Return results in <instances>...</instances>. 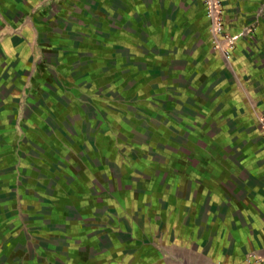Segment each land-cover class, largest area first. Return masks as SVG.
Returning a JSON list of instances; mask_svg holds the SVG:
<instances>
[{"label": "crops", "instance_id": "0c3cea01", "mask_svg": "<svg viewBox=\"0 0 264 264\" xmlns=\"http://www.w3.org/2000/svg\"><path fill=\"white\" fill-rule=\"evenodd\" d=\"M31 1L0 0V173L29 184L19 198L0 181V264L264 260V0L223 1L227 35L256 31L230 58L203 0H103L105 34L76 55ZM102 208L118 222L100 245L76 217Z\"/></svg>", "mask_w": 264, "mask_h": 264}, {"label": "rangeland", "instance_id": "374dc122", "mask_svg": "<svg viewBox=\"0 0 264 264\" xmlns=\"http://www.w3.org/2000/svg\"><path fill=\"white\" fill-rule=\"evenodd\" d=\"M14 1L16 3L18 0H14ZM19 1H23V0H19ZM133 1L137 2L136 0H133ZM40 2L42 4H46L47 5L46 6L47 10L44 9V11H41V13L45 15L44 18H48L49 16L52 18V19H47V22H46L47 25L49 23V24H51V28H53V27L56 28L58 24L59 25L61 24L60 23L61 21L65 22L64 24L66 25V28H65L64 31L67 30V32L69 34L68 35L69 42L70 41L72 42V43L70 42L71 43L70 47L72 48L71 50H73V54L74 55L84 53V51L87 50L86 44H87V42H89V40H94L95 39V42H100L101 37H103V35L105 34V32L102 31L103 30L104 17L101 15L102 10L104 9L103 0H39L38 2L37 1H31V3L29 4L30 5L29 9L35 10L37 12V10L39 9L37 4L40 3ZM21 3H23V2H21ZM19 5L21 6L22 4L19 3ZM118 15L121 16L120 13H118ZM18 17H20V15L19 16L12 15L11 19H10V16H7L8 20L13 22V23H16L18 21ZM223 19H224V8H223ZM124 25L125 24H123V28H124ZM16 30H17V28H13L11 30V32L12 31H16ZM121 30H122V28L120 26H116L115 29H113V31L116 34L115 38L118 41H120V39L118 37H119V34L121 33ZM255 35H256V31H255L254 27H248V29H245V30L241 31L239 34H237L235 36H229L226 33H224V36L227 39V44H225L224 47H226L227 50H228L227 52H229V55H227V58H230V53L233 52L234 47L236 46V42H238L242 38H255ZM234 37H237V39H235L234 41H232V43H230L229 40L234 38ZM229 43H230V46L228 47ZM60 45L61 44L59 43V44H56V46H55L56 48L53 47V46H50V47H47V49L51 48V49H54V50H58L60 48L62 50H66L67 51V48L65 47V44H64V46H60ZM117 46L118 47H116V51H117L118 54H122V53L124 54L126 52V51H122V49H121V47L119 45H117ZM47 54H46V56H47L48 59H52L53 61H55V59H56L55 57H53L52 55H49V54L47 55ZM57 74L60 75L59 72L58 73L56 72V74H55L56 77H57ZM52 76H53V73H52ZM52 80H54L53 77H52ZM153 86L154 87H152V88H156L157 87V85H153ZM109 98H112L116 102H117V99H120L118 97V94H114V93H111V92L109 93ZM151 98H154L153 104L155 106H157V105L159 106V104H161V103L158 102V100L155 98V96H153ZM145 99H147V98H143V101H145ZM132 102L133 101H130V103H132ZM94 104L96 105V103H94ZM124 105H127V104H124ZM121 106H122V104H121ZM129 107H132V106H129ZM81 108L84 110L83 107H81ZM71 110H73L72 114L74 116L78 115L80 117H85V113H87L85 110H84V113H82V111L79 108H78V110H79L78 112H76V108H72ZM75 112L77 113L76 115H75ZM147 114H149V115H152V114L153 115H158L159 117L161 116V115L158 114V109L149 110ZM158 121L164 123L161 120V118ZM259 122H260L262 128H264V115L262 116V118L259 119ZM162 129H163V131L170 130V128H168L166 126V124L162 125ZM178 132H179L178 130L174 129V133L178 134ZM181 135H186V134H181ZM118 137H119V135H118ZM121 137H122V139L125 138L124 136H120L119 139ZM128 138L131 141L133 140V141L138 142V139L135 138V137L133 138V137H131L129 135ZM33 143H35V142H33ZM183 143H186V142H183ZM35 144L38 145V143H35ZM194 144L196 145L197 143H194ZM200 144L201 145L197 144L198 147L197 146L195 147L197 150L199 148L200 149L202 148L201 146L203 144L202 143H200ZM182 145H184V144H182ZM214 145L212 147V150L215 149ZM27 146L29 148H32V146H34V144H28ZM23 147H24V151H26V147L24 145H23ZM165 149L169 150L170 148L169 147L166 148V147L162 146L161 150H165ZM14 152H15V150H14ZM42 157H43V161H49L50 163L51 162H55L54 158L48 159V158L44 157V155H42ZM13 160L15 161L14 157H13ZM162 160H163V158H162ZM28 163L30 165H37V166L41 167V164L39 163V158H37L35 156H33V158H29ZM211 165H214V164L211 162ZM34 174L35 173L29 172V174H27V176L28 177H33ZM43 175H49V174L46 173V172H43ZM16 178H18L17 175H15L13 178H11V176H9V175L8 176H2V174L0 173V181L3 180L4 184L9 183L10 186H13V188L17 190V196L20 198L21 196L26 194L29 184H28V182H21V185H17L16 183L14 184V181H16ZM118 178H120V176H118ZM114 180H118V179H114ZM111 190H112V192L113 191L116 192V189H113L112 185H111ZM1 192L2 191H0V194H1ZM106 192L107 191H103L101 193H106ZM16 199L17 198H15V199L12 198L11 205H14V204L17 203ZM0 202H2V201H0ZM55 213H57V209H55ZM115 213L116 212H113L111 209L109 210L108 208H106V209L102 208V209H99V210L95 211V214H99V216H101V217H98V216L97 217H92V218H90V221H83L80 217L77 216L76 217V221L77 222L78 221L81 222V224H80L81 226H79V227H89L90 228L89 230H91V229H99V231L96 232V234H94V235H99V236L102 237V239L99 240L100 245H101L102 243H104L106 241H108V243L110 241H112V236H113L112 233H113V228H114L113 224H116L115 222H118V220H117L118 217H117V215ZM23 214H26L25 211H23ZM40 218L43 219V220H45V219H48L50 221L52 220L53 223H56V221H58V218L57 219H52L50 217L49 218H45L43 216V213L40 216ZM101 218H102V220H101ZM93 220H97V221H93ZM76 221H74V222H76ZM92 221H93L94 224H92ZM85 222H87V223L91 222V223H90V225L87 226L85 224ZM2 226H3V224L1 223L0 227H2ZM92 227H94V228H92ZM108 227H109L110 231L112 230L111 234H109V235H107L108 232H104L105 230H108ZM60 228L64 229V227H60ZM116 229H117V226L115 225L114 230H116ZM127 230L132 231L133 229L126 228V231ZM101 233L104 234V237L101 235ZM16 243H18V245L22 244L21 239L19 238L16 241ZM101 251H102V249L100 247L99 252H101ZM30 255L32 257V252L30 253ZM57 255H58L57 257L59 258V253ZM59 260L61 261V258H59Z\"/></svg>", "mask_w": 264, "mask_h": 264}, {"label": "built area", "instance_id": "2783aa9c", "mask_svg": "<svg viewBox=\"0 0 264 264\" xmlns=\"http://www.w3.org/2000/svg\"><path fill=\"white\" fill-rule=\"evenodd\" d=\"M207 9V16L212 24L211 33L214 36H224L225 28H224V19H223V1L224 0H203ZM237 39L234 37L230 39V43ZM228 44V47L230 46ZM223 49L227 50L226 47ZM252 260L250 264H264V260L261 259L256 253H252Z\"/></svg>", "mask_w": 264, "mask_h": 264}]
</instances>
